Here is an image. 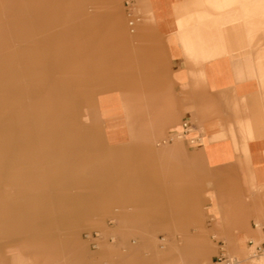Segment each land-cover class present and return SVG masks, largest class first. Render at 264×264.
I'll return each mask as SVG.
<instances>
[{
    "label": "crops",
    "instance_id": "1",
    "mask_svg": "<svg viewBox=\"0 0 264 264\" xmlns=\"http://www.w3.org/2000/svg\"><path fill=\"white\" fill-rule=\"evenodd\" d=\"M134 4L150 14L137 35H127L120 22L113 31L117 39L108 29L88 44L94 62L102 59L104 68L93 73L97 83L85 97L93 112L88 109L82 123L97 133L103 146L90 152L86 161L106 162V155L115 152L123 155L115 163L120 170L138 168L136 179L105 178L101 183L138 186L135 198L113 200L136 202L134 214L124 216L138 217V234L151 245L155 235L163 240L164 233L185 235L181 246L170 241L175 249L201 248L207 233L231 240L264 234V0ZM112 59H117L118 71L111 70ZM178 135L183 140H177ZM89 147H66L65 153L72 164L78 163L79 154ZM192 184L198 194L196 211L203 217L200 206L209 205L213 217L198 232L190 229ZM124 191L118 193L129 194ZM105 193L109 192L100 197L89 193L90 208L98 206L103 213L111 201ZM224 203L229 206L226 217ZM61 225L53 232H77ZM217 243L226 245L224 240ZM46 246L2 252L0 264H100L86 248ZM107 254L113 257L103 249L101 256Z\"/></svg>",
    "mask_w": 264,
    "mask_h": 264
},
{
    "label": "rangeland",
    "instance_id": "2",
    "mask_svg": "<svg viewBox=\"0 0 264 264\" xmlns=\"http://www.w3.org/2000/svg\"><path fill=\"white\" fill-rule=\"evenodd\" d=\"M134 1L0 0V254L23 252L20 246L24 245L73 244L89 250L100 264H138V260L145 264H218L221 252L237 257L236 264H264V250L253 254L264 243L263 233L232 240L207 233L206 243L196 249H175L170 241L181 246L185 235L164 233L163 240L155 235L151 245L150 239L138 234V217L124 216L134 214L136 202L113 200L135 198L138 186L101 183L105 178L136 179L138 168L130 165L120 170L115 163L123 155L115 152L106 155V162L86 161L90 152L103 146L97 133L82 123L88 109L92 111L87 98L97 83L92 81L93 73L104 68L102 59L94 62L88 44L108 29L117 39L113 31L120 22L131 37L137 35L150 14L138 10ZM115 61L110 64L112 71H118ZM176 139L181 141L183 136ZM71 146L90 147L72 164L71 155L65 153ZM207 173L210 179L213 175ZM191 178L193 182V169ZM103 191L109 192L103 196L111 201L100 213L98 206L90 208L92 196L88 194L95 192L98 197ZM197 198L192 184L190 229L198 232L213 217L209 205L200 206L203 217L196 211ZM224 206L222 215L226 217L229 206ZM80 214L89 217L74 216ZM61 224L77 232L54 233ZM257 225L261 231V218ZM190 236L193 240L194 233ZM218 240L226 245L220 247ZM9 241L15 245L7 244ZM103 249L113 257L101 256Z\"/></svg>",
    "mask_w": 264,
    "mask_h": 264
},
{
    "label": "built area",
    "instance_id": "3",
    "mask_svg": "<svg viewBox=\"0 0 264 264\" xmlns=\"http://www.w3.org/2000/svg\"><path fill=\"white\" fill-rule=\"evenodd\" d=\"M131 24H133V22H131ZM184 126L187 130L191 129L190 125L188 122L184 123ZM250 244H253V241H250ZM264 250V243H262L261 245H258L255 247V252H253V254L256 255V253L261 252ZM236 257L234 256H229L226 255L224 252H221L218 259H217V263L218 264H233L234 262H236Z\"/></svg>",
    "mask_w": 264,
    "mask_h": 264
},
{
    "label": "bare ground",
    "instance_id": "4",
    "mask_svg": "<svg viewBox=\"0 0 264 264\" xmlns=\"http://www.w3.org/2000/svg\"><path fill=\"white\" fill-rule=\"evenodd\" d=\"M125 33H127V31L125 32ZM127 35H129L128 33H127ZM130 36V35H129ZM259 226V225H258ZM261 228V227H260ZM264 229V228H263ZM260 231V230H259ZM252 257V256H251ZM236 259H237V257H236ZM238 262V259L236 260V262H234L233 264H236Z\"/></svg>",
    "mask_w": 264,
    "mask_h": 264
}]
</instances>
